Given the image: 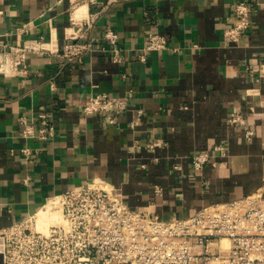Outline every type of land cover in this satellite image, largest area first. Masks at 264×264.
Listing matches in <instances>:
<instances>
[{
    "label": "crops",
    "instance_id": "1",
    "mask_svg": "<svg viewBox=\"0 0 264 264\" xmlns=\"http://www.w3.org/2000/svg\"><path fill=\"white\" fill-rule=\"evenodd\" d=\"M238 1L112 0L100 11L102 4L83 0H0V42L43 38L48 49L30 54L27 75H0V229L37 212L43 220L53 196L95 179L163 219L264 193V4L231 41ZM87 10L100 11L87 33L97 41L70 61L61 51L82 23L72 17L88 18ZM109 29L118 33L115 45L103 36ZM150 32L166 36L169 47L141 60ZM100 93L127 97L128 110L85 113ZM233 111L245 127L228 123ZM43 112L54 136L24 138L19 117L33 120L38 135ZM157 138L165 145L154 151L135 147ZM219 144L226 153L217 165L193 171V155Z\"/></svg>",
    "mask_w": 264,
    "mask_h": 264
},
{
    "label": "built area",
    "instance_id": "2",
    "mask_svg": "<svg viewBox=\"0 0 264 264\" xmlns=\"http://www.w3.org/2000/svg\"><path fill=\"white\" fill-rule=\"evenodd\" d=\"M112 0H83L87 6L102 4L103 10ZM78 3L74 9L77 10ZM264 0H239L235 4V20L228 37L237 41L251 27L250 17ZM72 17L81 21L78 33L70 35L61 54L70 61H81L92 49L96 38L89 36L95 16ZM104 38L113 45L118 33L107 30ZM168 39L161 33L150 32L144 44L146 60L152 51L166 50ZM48 51L43 38L27 39L23 44L0 42V75L25 76L29 72L31 53ZM115 61H122L116 49ZM129 108L127 97L107 94L92 95L84 105L87 114L114 111L120 114ZM138 109V118L143 114ZM38 135L35 123L26 116L19 117L26 139H50L56 127L49 112L39 114ZM227 121L231 125L246 126L241 112L233 111ZM133 125L135 123H132ZM255 131L245 129L247 140ZM165 145L154 139L135 147L156 150ZM27 155L30 149H23ZM226 148L216 145L210 151L196 152L192 170L199 171L207 164L217 165L216 156ZM160 192L161 188L156 187ZM48 211L44 220L37 213L25 221L0 229V246L4 264H264V193L256 191L229 202L202 206L186 218H159L147 211L135 210L121 194L104 180L95 179L79 187L56 194L43 206ZM42 208V209H43Z\"/></svg>",
    "mask_w": 264,
    "mask_h": 264
},
{
    "label": "water",
    "instance_id": "3",
    "mask_svg": "<svg viewBox=\"0 0 264 264\" xmlns=\"http://www.w3.org/2000/svg\"><path fill=\"white\" fill-rule=\"evenodd\" d=\"M0 264H4V255L1 252V246H0Z\"/></svg>",
    "mask_w": 264,
    "mask_h": 264
},
{
    "label": "bare ground",
    "instance_id": "4",
    "mask_svg": "<svg viewBox=\"0 0 264 264\" xmlns=\"http://www.w3.org/2000/svg\"><path fill=\"white\" fill-rule=\"evenodd\" d=\"M47 216H48V211L46 210V216L43 218V220L46 219Z\"/></svg>",
    "mask_w": 264,
    "mask_h": 264
}]
</instances>
